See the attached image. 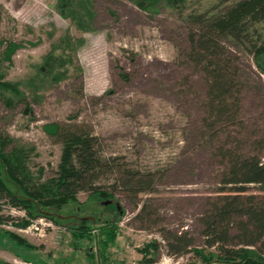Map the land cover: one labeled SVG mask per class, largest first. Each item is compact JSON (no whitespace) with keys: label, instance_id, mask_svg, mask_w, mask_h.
<instances>
[{"label":"rangeland","instance_id":"374dc122","mask_svg":"<svg viewBox=\"0 0 264 264\" xmlns=\"http://www.w3.org/2000/svg\"><path fill=\"white\" fill-rule=\"evenodd\" d=\"M240 1L187 0L182 9L160 3L144 11L130 0H74L81 28L58 12V0H0V52L8 43L20 45L0 69L27 100L11 107L0 100V132L25 149L35 182L53 178L61 160V142L43 130L50 123L98 137L103 157L156 178L154 193L133 200L118 190L108 205L81 192L51 218H30L0 199V264H202L192 251L170 256L161 231L187 232L192 249L203 251L199 219L220 195L222 166L201 122L205 84L182 54L190 49L192 14L217 15ZM225 45L239 59L246 85L243 137H261L264 72L246 46L231 39ZM49 55L63 65L61 72L44 67ZM58 73L64 78L55 82L51 77ZM112 179L98 185L108 187ZM258 193L248 187V195ZM145 203L158 225L138 218ZM82 219L93 222L92 240L76 241L71 234ZM26 221L30 225L22 228ZM111 222L116 240L103 248L99 228ZM10 234L33 248L18 246ZM154 241L158 249L144 254Z\"/></svg>","mask_w":264,"mask_h":264},{"label":"trees","instance_id":"16d2710c","mask_svg":"<svg viewBox=\"0 0 264 264\" xmlns=\"http://www.w3.org/2000/svg\"><path fill=\"white\" fill-rule=\"evenodd\" d=\"M130 1L144 11L160 3L182 9L187 3V0ZM74 4V0H58L57 10L63 17L71 18L79 27L85 28L82 18L76 16ZM90 14L87 11L88 19L92 20ZM190 22V49L182 54V58L200 74L205 84L201 122L205 138L214 144L212 155L222 166L218 181L220 195L208 203L209 208L199 219L205 249H192L194 239L189 233H173L163 228L167 251L175 257L192 251L202 264H264V134L252 140L243 137L246 126L242 118V98L246 85L241 78L239 59L225 45V41L231 39L246 46L258 69L264 72V33L261 31L264 0L240 1L213 16L192 14ZM19 48L20 45L15 43L6 44L0 52V65L11 63ZM56 60L51 55L45 58L44 67L48 68L49 74L56 70L61 72L63 65ZM55 75H50L54 76L51 78L55 82L64 78L62 73ZM0 100L10 107L19 103L27 105L19 85L5 81L1 69ZM43 130L62 144L58 170L53 178L44 182H35L25 149L0 132V199L23 208L30 218H51L53 211H60L70 201H77L81 192L103 202L114 199L118 190L133 200L141 194L155 192V174L128 169L118 158L103 157L98 137L66 132L57 123L45 125ZM110 176L113 179L108 187L98 185ZM250 186H255L260 193L248 195ZM138 218L146 224L160 223L152 219L153 213L148 212L146 203ZM29 225L26 221L20 226L26 228ZM70 228L76 241L92 240L94 227L89 219H82L79 225ZM99 231L103 248L115 242V223L104 224ZM9 236L20 247L33 248L16 235ZM212 248L218 252L208 251ZM150 249L156 251L157 242L148 245L144 254Z\"/></svg>","mask_w":264,"mask_h":264},{"label":"water","instance_id":"95a60500","mask_svg":"<svg viewBox=\"0 0 264 264\" xmlns=\"http://www.w3.org/2000/svg\"><path fill=\"white\" fill-rule=\"evenodd\" d=\"M108 204H109V202H106V203H105V205H108Z\"/></svg>","mask_w":264,"mask_h":264}]
</instances>
